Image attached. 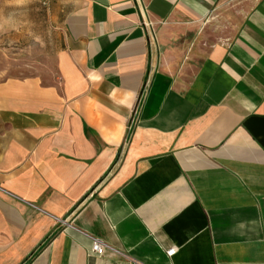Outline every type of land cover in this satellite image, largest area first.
<instances>
[{"label":"crops","instance_id":"crops-1","mask_svg":"<svg viewBox=\"0 0 264 264\" xmlns=\"http://www.w3.org/2000/svg\"><path fill=\"white\" fill-rule=\"evenodd\" d=\"M20 19L53 60L0 76V264H264V0H0Z\"/></svg>","mask_w":264,"mask_h":264},{"label":"rangeland","instance_id":"rangeland-1","mask_svg":"<svg viewBox=\"0 0 264 264\" xmlns=\"http://www.w3.org/2000/svg\"><path fill=\"white\" fill-rule=\"evenodd\" d=\"M14 22L16 29L0 33V76L47 74L48 63L53 58L41 47L40 21L20 19Z\"/></svg>","mask_w":264,"mask_h":264},{"label":"built area","instance_id":"built-area-1","mask_svg":"<svg viewBox=\"0 0 264 264\" xmlns=\"http://www.w3.org/2000/svg\"><path fill=\"white\" fill-rule=\"evenodd\" d=\"M58 222H61L67 226L74 227L71 221L68 220V217L61 218L57 217L56 218ZM86 235H88L92 239V251L95 253H104L106 251L112 252L114 254H123L119 249L113 247L112 245L108 244L105 242L103 239L99 237H95L91 234H88L84 232ZM177 248L176 247H171L170 249L167 250L168 255L172 256L176 252Z\"/></svg>","mask_w":264,"mask_h":264}]
</instances>
